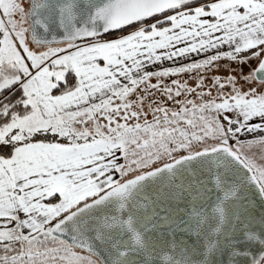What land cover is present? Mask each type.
Wrapping results in <instances>:
<instances>
[{
    "label": "snow or ice",
    "instance_id": "1",
    "mask_svg": "<svg viewBox=\"0 0 264 264\" xmlns=\"http://www.w3.org/2000/svg\"><path fill=\"white\" fill-rule=\"evenodd\" d=\"M0 264H264V0H0Z\"/></svg>",
    "mask_w": 264,
    "mask_h": 264
}]
</instances>
